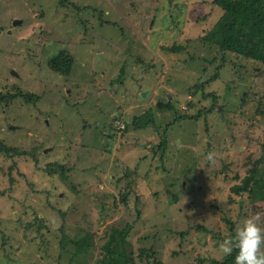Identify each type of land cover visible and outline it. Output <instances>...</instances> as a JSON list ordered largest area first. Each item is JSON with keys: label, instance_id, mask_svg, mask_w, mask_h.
Listing matches in <instances>:
<instances>
[{"label": "rangeland", "instance_id": "rangeland-1", "mask_svg": "<svg viewBox=\"0 0 264 264\" xmlns=\"http://www.w3.org/2000/svg\"><path fill=\"white\" fill-rule=\"evenodd\" d=\"M222 14L0 0V264H211L241 220L264 227V201L232 192L264 171V66L202 43ZM63 50L65 76L50 66ZM126 227L112 247L130 261L105 255Z\"/></svg>", "mask_w": 264, "mask_h": 264}, {"label": "trees", "instance_id": "trees-1", "mask_svg": "<svg viewBox=\"0 0 264 264\" xmlns=\"http://www.w3.org/2000/svg\"><path fill=\"white\" fill-rule=\"evenodd\" d=\"M222 11V16L214 24V26L201 37L203 44L218 49L220 52H227L240 56L246 60H251L264 66V0H212ZM184 47L174 46L164 48L163 51L169 53L180 52ZM71 56L66 51L58 52L57 56L51 61V68L55 72L62 75H67L71 68ZM217 79L215 74L208 82ZM204 85H202V88ZM18 97L26 98V95L19 93ZM161 108L169 110L170 102L161 105ZM264 118V111L258 112ZM195 121L198 117L194 118ZM185 120V119H180ZM178 121V120H177ZM178 121V122H179ZM153 123L152 114L150 111L144 116L133 118L132 125L137 130L148 128L150 123ZM152 124V125H153ZM167 131L164 132L162 140L158 145V149L163 152L167 144ZM1 150L9 152L0 145ZM264 151V133L263 142L261 145ZM259 176L261 179H258ZM235 195L248 192L252 202L264 201V171L252 169L250 175L246 177L240 186L232 188ZM130 231V227H126L123 231H114L110 240L106 243V254L113 257H119L123 260L130 261L123 252L116 247L117 244H124L125 237ZM124 252L126 249H122ZM235 252L227 256L223 262L214 261L211 264H234Z\"/></svg>", "mask_w": 264, "mask_h": 264}, {"label": "clouds", "instance_id": "clouds-1", "mask_svg": "<svg viewBox=\"0 0 264 264\" xmlns=\"http://www.w3.org/2000/svg\"><path fill=\"white\" fill-rule=\"evenodd\" d=\"M259 215L241 220L234 231L218 244L221 257L235 252L234 264H264V227L258 223Z\"/></svg>", "mask_w": 264, "mask_h": 264}, {"label": "built area", "instance_id": "built-area-1", "mask_svg": "<svg viewBox=\"0 0 264 264\" xmlns=\"http://www.w3.org/2000/svg\"><path fill=\"white\" fill-rule=\"evenodd\" d=\"M121 127L123 128V125Z\"/></svg>", "mask_w": 264, "mask_h": 264}, {"label": "water", "instance_id": "water-1", "mask_svg": "<svg viewBox=\"0 0 264 264\" xmlns=\"http://www.w3.org/2000/svg\"><path fill=\"white\" fill-rule=\"evenodd\" d=\"M17 24V23H14V25Z\"/></svg>", "mask_w": 264, "mask_h": 264}]
</instances>
